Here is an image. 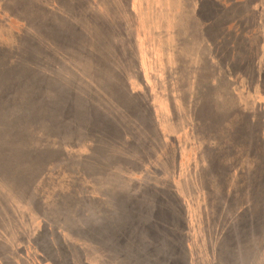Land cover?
Returning a JSON list of instances; mask_svg holds the SVG:
<instances>
[{"label":"rangeland","instance_id":"obj_1","mask_svg":"<svg viewBox=\"0 0 264 264\" xmlns=\"http://www.w3.org/2000/svg\"><path fill=\"white\" fill-rule=\"evenodd\" d=\"M0 264H264V0H0Z\"/></svg>","mask_w":264,"mask_h":264},{"label":"trees","instance_id":"obj_2","mask_svg":"<svg viewBox=\"0 0 264 264\" xmlns=\"http://www.w3.org/2000/svg\"><path fill=\"white\" fill-rule=\"evenodd\" d=\"M53 15H54L53 16V20L54 21L51 22L50 26H53V27L59 29L58 26H61L59 21H61L60 17L63 15V13L58 11V12L54 13ZM14 16H15V18H19L22 21V23L24 24L23 27H22L23 30L21 31V33H22L23 36H25V33H29L31 31V28H30V26H31V24H30V15L23 16V15L16 14L15 12L12 11V17H14ZM71 23H72V25L70 26L69 29H71L74 33L79 32L80 30H82V26H80L79 23H77L75 21H71ZM45 27L49 28L48 26H45ZM24 29H27V30L24 31ZM40 36H41V34H40ZM60 36H63V35H60ZM26 41H27V43L30 42L29 40H26ZM36 43H38V42H36ZM62 43H63V39H60V41L58 43H56L54 40L46 41V43L45 42L44 43L40 42V46H41V49H42L41 56H43L44 58L48 57V59H51V57L54 54L55 55L59 54L57 56L60 57L61 54L63 53V50H62V47L59 46V45H62ZM113 43H115V42L113 41ZM117 46L120 49L124 48V46L123 45L121 46L120 44H117ZM49 66H50V64L48 63V61L45 62V64L41 63V61H40L39 68H40V72L42 74V77L45 78L46 74H48V76H49V79L46 80V82H52L56 78V77H54V74H51V73L47 72ZM58 67H59L58 64L53 65V69H55V70H57ZM43 69H45V71ZM78 85H80V84H79V81L77 79H72V82H69L68 80H65V79L63 80V82L61 83V88H60L61 91H62V95L60 96L59 100H63V99L65 100V103L63 105H66V109H63L62 111H59V110L56 111V112L54 111L52 117L55 116L58 119H60L61 121H65V122H68V121L73 119L72 118L73 115L69 114L67 112V109L69 108V109L72 110L74 108H77V105L79 104V99H81V97H84L82 94H80ZM11 86L15 87L16 86V82L14 81L11 84ZM48 93L52 94L51 95L52 99H54V100L57 99L54 96V93H55L54 91H48ZM78 107L82 108L80 104H79ZM84 107H85V109H87L86 106H84ZM70 132L75 133L74 129H72V131H70ZM125 137L128 138L130 141L133 138V136L129 135V133L126 134Z\"/></svg>","mask_w":264,"mask_h":264}]
</instances>
